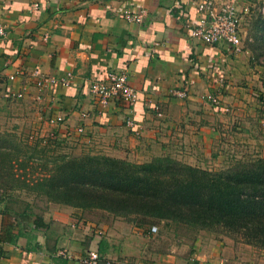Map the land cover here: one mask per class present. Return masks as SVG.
Here are the masks:
<instances>
[{"label":"crops","instance_id":"obj_1","mask_svg":"<svg viewBox=\"0 0 264 264\" xmlns=\"http://www.w3.org/2000/svg\"><path fill=\"white\" fill-rule=\"evenodd\" d=\"M33 1L0 0L4 122L32 118L31 128L42 138L52 133L55 139L86 145L89 154L135 164L169 156L215 171L236 160L237 145L251 140L260 145L253 157H264V59L255 61L246 44L252 23L264 19V0H234L241 17L238 53L224 43L209 46L190 37L187 25L197 21L200 0H36L32 10ZM128 9L145 10L139 25L123 19ZM33 72L71 78L66 87L38 91ZM110 72L126 76L137 94L133 106L112 99L101 107L89 95V83ZM172 89L185 90L186 97H170ZM17 93L21 99L12 98ZM207 95L216 102L201 99ZM57 116L62 123L47 124ZM127 118L134 130L125 126ZM12 208L0 203V264H76L89 251H101L103 258L144 254L145 264H264L262 252L226 238L197 237L191 250L198 255L188 263L184 255L154 253L146 244L152 240L148 229L104 212L51 204L38 212L27 205ZM23 211L44 227L31 228L18 216Z\"/></svg>","mask_w":264,"mask_h":264},{"label":"trees","instance_id":"obj_2","mask_svg":"<svg viewBox=\"0 0 264 264\" xmlns=\"http://www.w3.org/2000/svg\"><path fill=\"white\" fill-rule=\"evenodd\" d=\"M252 26L251 41L245 42L258 61L264 59V19ZM21 142L13 133L0 134L1 192L39 195L54 205L102 211L138 226L179 225L264 249V157L236 159L214 171L169 156L142 164L98 154L62 156L49 160L50 167L33 180L26 176L27 165L41 160L34 152L49 142L45 138L29 147ZM18 216L31 228L44 227L31 213ZM98 256L103 258L101 251Z\"/></svg>","mask_w":264,"mask_h":264},{"label":"built area","instance_id":"obj_3","mask_svg":"<svg viewBox=\"0 0 264 264\" xmlns=\"http://www.w3.org/2000/svg\"><path fill=\"white\" fill-rule=\"evenodd\" d=\"M38 7L37 1L34 0L31 4L32 10ZM195 11L199 14L197 21L194 25L188 23L189 35L192 39L202 42L205 45H213L215 43H224L229 46L234 53L241 50V40L238 34L240 27L241 17L236 10L234 0H224L217 2L216 0H200L195 5ZM260 13L264 14V4L260 7ZM123 19L130 24L139 25L144 16L145 10L143 9H128L122 13ZM4 36V30L0 27V37ZM45 36L43 40H45ZM33 86L38 91L49 89L53 87H66L71 78L70 74H66L61 78H52L40 76L37 72L31 73ZM9 79H13L10 76ZM89 95L96 99L101 107H105L112 99H119L127 107H131L136 103L137 94L127 84L126 76L123 73H108L104 80L92 81L88 85ZM170 97L175 99H183L186 97L185 90L172 89L168 91ZM12 98L18 100L22 98L21 93L13 94ZM201 99H206L211 103H215V98L210 95L204 96ZM84 117V114L81 115ZM63 122L61 116L50 118L47 120L48 125H57ZM125 126L128 129L134 130V123L131 119L127 118ZM78 134L82 133V128L76 129ZM33 135H29L28 140L33 139ZM40 140L45 138H53L52 133L46 137H41ZM156 229L151 227L149 232H154ZM60 253V252H59ZM61 254V253H60ZM128 264L125 259H108L99 258L97 251H89L83 257L77 260L76 264ZM133 264H145L142 262H133Z\"/></svg>","mask_w":264,"mask_h":264},{"label":"rangeland","instance_id":"obj_4","mask_svg":"<svg viewBox=\"0 0 264 264\" xmlns=\"http://www.w3.org/2000/svg\"><path fill=\"white\" fill-rule=\"evenodd\" d=\"M30 121V122H29ZM29 121H16L18 123H12L4 122V118L0 119V134L2 135H9L14 134L16 135V138L23 144V146L29 147L30 145H33L34 142H40L41 138H39L38 132H36L35 129L31 128L32 118ZM29 135H33V139L28 140ZM49 142L47 148L44 150H41V148L37 149L34 152V155L41 156V160H33L30 162V164L27 165L28 171H26V176H30V179H39L43 175V172L47 170L50 166L48 161L62 157H77L81 155H86L90 153L91 148H88L86 145L78 144L75 140H55L53 138H46ZM250 140V139H249ZM29 145V146H28ZM25 146V147H26ZM238 149L235 150V152L232 155L237 160L241 159H249L254 158L253 156L256 154L255 151L258 150V147H260L259 144L251 142L237 145ZM93 150V149H92ZM45 151V154L43 153ZM95 151V150H93ZM255 153V154H254ZM226 165H223L222 167H214L216 170L225 167ZM22 174V172H20ZM0 201L3 205L6 204H12V209L15 211H19L23 208L24 205H27L29 207V211L32 209L34 212L42 211L44 209H48L49 205L51 203H48L47 200L39 195H33L29 193H25L22 191H0ZM54 205V204H51ZM18 207V208H17ZM91 212V211H90ZM102 212V211H100ZM105 213V212H104ZM107 214V213H106ZM113 218V217H112ZM108 219V218H106ZM109 222V220H108ZM146 223V222H145ZM142 226L143 229L150 230L151 227H154L156 230L154 232H151L152 234V240H149L146 242V244L151 245L153 252L158 253L162 256H172L176 258L177 255L180 257V255H184V258H187V262L189 263L190 258L191 260H194L195 255L197 254L196 250H191V241H194L197 237L200 236H209L214 237V240L226 238L230 240L227 237L217 236V235H206L205 232H196L192 229L181 227L179 225H169L164 222H151V224H145ZM131 229V228H130ZM128 232V230H126ZM177 235V237L175 235ZM140 237V236H138ZM183 239V240H181ZM212 239V238H211ZM180 240V241H179ZM179 241V242H178ZM233 243H239L237 240H230ZM138 242V241H137ZM208 245V241H205ZM136 244V243H134ZM241 244V243H240ZM135 247L134 245H132ZM128 249L129 247L126 246ZM173 248V249H172ZM175 250L174 249H178ZM258 252H262L264 254V249H256ZM195 252V253H194ZM132 254L133 250H132ZM129 255V254H128ZM190 255V256H188ZM115 257V258H114ZM111 260L115 259H125L128 261V264H133V262L141 261L142 263L147 262L146 255L140 254L138 256H126L125 258H117V256H111ZM168 262V261H167ZM167 262H164V264H168ZM191 262V261H190ZM154 263V262H152ZM173 264H186L182 261H177Z\"/></svg>","mask_w":264,"mask_h":264}]
</instances>
